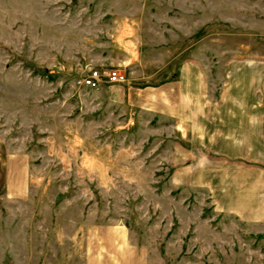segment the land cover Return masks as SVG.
<instances>
[{"label": "rangeland", "instance_id": "1", "mask_svg": "<svg viewBox=\"0 0 264 264\" xmlns=\"http://www.w3.org/2000/svg\"><path fill=\"white\" fill-rule=\"evenodd\" d=\"M98 58L125 81L76 85ZM187 62L264 115V0H0V264H264L255 157L156 102Z\"/></svg>", "mask_w": 264, "mask_h": 264}, {"label": "crops", "instance_id": "2", "mask_svg": "<svg viewBox=\"0 0 264 264\" xmlns=\"http://www.w3.org/2000/svg\"><path fill=\"white\" fill-rule=\"evenodd\" d=\"M93 61L99 66L107 63L99 58ZM193 65L197 64L185 63L177 84L173 82L168 89L164 88L161 101L158 98L156 102L161 103L164 114L178 116L180 133L184 131L188 141L205 143V147L211 149H223L228 158L246 154L255 157L252 162L257 165V175L250 176L251 185L244 190V196L250 198L246 212L251 214L256 203L264 206V156L258 151L246 152L264 148V115L261 116L260 100L251 104L250 93H247L250 87L237 83L235 78L227 81L226 86L223 84L224 92H211L205 98L202 84L198 83L202 79L197 72H190ZM241 78L239 76L237 80ZM171 85L174 86L173 92H177L175 99L171 97ZM132 98V103L143 104L138 95L132 94ZM234 150L242 152L236 155ZM260 211L262 216L259 220L264 221V210Z\"/></svg>", "mask_w": 264, "mask_h": 264}, {"label": "built area", "instance_id": "3", "mask_svg": "<svg viewBox=\"0 0 264 264\" xmlns=\"http://www.w3.org/2000/svg\"><path fill=\"white\" fill-rule=\"evenodd\" d=\"M126 76L117 66H91L87 71L75 79L78 86L90 88L99 87L105 83H120L125 81Z\"/></svg>", "mask_w": 264, "mask_h": 264}]
</instances>
